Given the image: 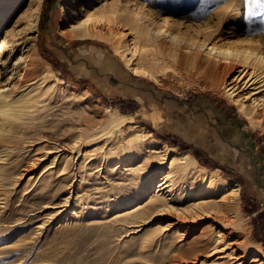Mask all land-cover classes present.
<instances>
[{
  "label": "rangeland",
  "instance_id": "rangeland-1",
  "mask_svg": "<svg viewBox=\"0 0 264 264\" xmlns=\"http://www.w3.org/2000/svg\"><path fill=\"white\" fill-rule=\"evenodd\" d=\"M34 1L0 0L3 89L16 82L18 38L27 36ZM61 1L40 3L36 73L20 88L18 118L5 121L0 134V264H217L216 256L203 251L188 261L181 258V248L217 230L234 240L236 263L264 258V121L252 125L234 103L249 107L254 98L256 118L264 115V66L222 58L218 63L229 67L216 79L176 62L159 48L161 39L140 38L136 27L150 32L153 27L133 15L142 17L148 9L158 24L167 15L175 30L208 38V47L242 51L250 45L264 55V0H100L88 14L93 30L81 38L70 35ZM136 66L144 71L134 74ZM242 69L244 80L251 74L261 86L256 94L239 79ZM109 112L132 119L111 130L101 123ZM136 139L173 151L165 159L149 156L135 149ZM175 152L188 154L204 168L196 165V172L227 189L238 184V207L186 220L187 235L179 237L169 222L187 215L182 209L196 197L215 202L221 194L202 193L195 177L182 179L174 168V191H160L171 209L115 218L145 204L154 192L145 191L146 180L153 175L159 180ZM129 164L133 169L126 170Z\"/></svg>",
  "mask_w": 264,
  "mask_h": 264
},
{
  "label": "bare ground",
  "instance_id": "bare-ground-1",
  "mask_svg": "<svg viewBox=\"0 0 264 264\" xmlns=\"http://www.w3.org/2000/svg\"><path fill=\"white\" fill-rule=\"evenodd\" d=\"M41 1L42 0H35L29 8L27 22L24 29L25 31H27L26 38L23 39V37L18 36V39L20 41L19 43L21 44V52L17 60L15 61V66L13 67L12 73V76L16 79V82L11 87H7L5 89H3V87H0V134H2V132L4 131L3 123L5 121L18 118V114L15 110L16 107L14 106V104L17 102L18 97L21 96L20 88H22L23 85L30 81L31 76L36 73L38 63L36 60L37 52L35 50L36 47L34 40L35 32L37 30V21L39 18V8ZM99 1L100 0H81L80 5H78V2L80 3V0H63L59 3L60 11L63 13V21L66 24L67 29L70 31V35H72L73 37L81 38L91 34L93 27H91V24L88 22V14L96 10V2ZM143 6L145 5L143 4ZM142 14L143 16L140 17V14L135 12L133 13V15L137 17V20L145 19L142 24H145L149 28L153 27V32L144 29V27L143 29H140V27H136L138 36L144 41L161 39L160 43L158 44L159 48L163 52L165 51L170 54V56L179 64H184L187 67L195 69L201 68L204 72L211 74L213 77L219 80L227 74V70L229 67L227 64L221 65V63H218L220 60H222V58L225 59L224 61L226 63L230 62L227 60L230 57H239V59L241 58V61H243L245 64H248L252 61V63H257L264 66L263 53L260 51L257 52L256 49L252 48L250 45H248L242 51H239L237 49L230 50L215 43H213L211 47H208V38H204L200 41L196 40L193 36H190L191 34L188 35V32L183 33L181 30H175L170 16L165 15V18H163V24H158L153 19L150 10L147 9ZM243 42L247 44L250 43L245 39H243ZM126 49L128 51H131V53H134L136 51V49L135 51L130 49L129 46H127ZM129 62L130 59H125L126 64H129ZM132 70L136 75L144 71L139 66L134 67ZM239 72L242 74L244 70H239ZM148 75L152 76L153 74ZM244 75L245 73L242 74L241 78L239 76V79L244 80ZM249 75L248 78L243 81V84L244 86H251L253 89V93L251 95H254L257 93V89H259L260 85L256 86L255 84L257 83V81L253 79L251 74ZM231 88L232 87H229L227 91H230ZM229 94L232 95V91ZM247 97L248 96L246 95L245 98ZM234 101V103H236L237 105L238 111L242 113L246 118H248L252 125H257L260 124V122L264 121V115L262 114L261 116H259L260 118H256V115L258 114V101L254 100V98L252 100L253 102L251 103V106L249 107L244 106L242 101H239L237 99H235ZM153 115L154 113L152 114V116ZM130 119L132 118L120 114L119 116H114V114L109 112L108 116L102 118L101 123L105 128H111L112 130V127H121L126 121ZM96 129H100V127ZM148 135H150L149 132ZM144 141L145 140L136 139L135 149L141 152H147L149 153V156L151 154H154V156L157 155L165 159L170 154V151H173L165 144L151 146V144ZM152 142L157 143V141L153 138ZM3 145L4 140L0 139V146ZM129 165L125 166L124 168L130 167L126 168V170L133 169L131 164ZM196 165L201 169H204L195 161V159L190 157L188 154L175 152V156L172 157L169 164V170H167L165 174H162L159 180H157L154 175L146 180L145 191L153 190L154 192L152 195H145L147 196L145 204H138L133 208H130V210L123 212L120 211V213H118L115 218H120L123 220H133L134 218H142L143 216L153 214L155 212H160L162 210L161 208L171 209L160 191L165 190L170 194H172V192L174 191V181L172 179L171 172V169L174 168L176 170V173H178L179 177L182 179L183 177H195L196 182L201 185L200 191L202 193L205 194L213 190H218L221 194V198L219 200H216L215 202L213 201V199H211V197L208 196L200 198L196 197L194 202H192L187 208L182 209L183 213L186 212L187 215H185L183 218L181 217L176 222H169V225L176 226L175 232L179 234V237H185L187 235V231L189 228L185 224L186 220L194 221L195 218L202 217L203 215L209 216L211 212L210 210L226 214L236 209V207H238V184L233 183L230 188L227 189L226 186L222 184V182L218 181V179L211 176L205 177L204 174L196 172ZM205 171L215 173V171ZM182 194H186V192H183ZM223 234L224 233L221 232V230L213 231L211 238L208 240H204L203 238H201L203 235H200V237L193 241L191 245L189 244L187 248L185 247L186 249L183 250L181 248V258L184 261H188L190 259H194V257L197 255V252L203 251L207 252L209 255L216 256L217 264H228L230 260L234 259L235 261L231 262V264H239L236 263L237 259H239L238 253H236L231 246L234 245V240L224 239ZM238 247L245 250L243 244L238 245ZM248 264H264V258L258 255H253L250 257V261Z\"/></svg>",
  "mask_w": 264,
  "mask_h": 264
},
{
  "label": "trees",
  "instance_id": "trees-1",
  "mask_svg": "<svg viewBox=\"0 0 264 264\" xmlns=\"http://www.w3.org/2000/svg\"><path fill=\"white\" fill-rule=\"evenodd\" d=\"M159 139L165 141V139H162V138H159ZM172 146H173V147H176V148L178 147V146L175 145V144H174V145L172 144ZM178 148H179V151H187V148H180V147H178ZM193 154H194V156H195L196 158L199 159V157L197 156L196 153H193ZM201 163H202L203 165H206V166H207V163L202 162V161H201ZM208 167H210V168H217V166H213V167H211V166H209V165H208ZM261 217H262V215H260V216L258 215V218H261ZM255 221H256V219H255Z\"/></svg>",
  "mask_w": 264,
  "mask_h": 264
}]
</instances>
